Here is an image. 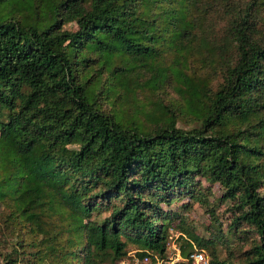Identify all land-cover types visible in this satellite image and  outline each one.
<instances>
[{"label": "trees", "instance_id": "trees-1", "mask_svg": "<svg viewBox=\"0 0 264 264\" xmlns=\"http://www.w3.org/2000/svg\"><path fill=\"white\" fill-rule=\"evenodd\" d=\"M0 206V264H119L175 227L264 264V0H0Z\"/></svg>", "mask_w": 264, "mask_h": 264}, {"label": "rangeland", "instance_id": "rangeland-1", "mask_svg": "<svg viewBox=\"0 0 264 264\" xmlns=\"http://www.w3.org/2000/svg\"><path fill=\"white\" fill-rule=\"evenodd\" d=\"M213 192L215 196H221L222 194L217 185L213 187ZM211 201L214 202V197H211ZM182 202H186V200L184 199L181 202L177 200L171 205L170 208L177 210L179 209V206H181ZM214 204L216 208V214H218V216L221 218V221L224 222L223 227L226 230L228 222H229L227 217H230L232 214V212L229 210V205L228 203L218 204L216 202H214ZM164 207L168 208L165 205ZM6 209H8V207L0 206V221L2 225V230L4 231V234H0V248L2 246L5 247L6 245H8V243H6L4 240H9L10 238L9 228H8L10 226L9 225L10 222L8 223L6 221L7 220L5 216L7 213ZM180 212H183V214L187 218V223L189 224L191 228L194 227L198 235L205 236L207 238L214 235L212 230L207 229L208 224L212 222V219H211L212 217L206 211V208L204 206H201L199 203H195L191 210H181ZM172 233L180 234V238H181V232L176 227L170 229V235ZM228 238H229L228 244H232L231 245L232 249L227 247L228 244H225V243L219 244L218 251L220 254V258L221 259L229 258L231 261L236 262V263L242 262V258H241L242 249L240 247L239 240L233 237L232 235L231 236L228 235Z\"/></svg>", "mask_w": 264, "mask_h": 264}, {"label": "built area", "instance_id": "built-area-1", "mask_svg": "<svg viewBox=\"0 0 264 264\" xmlns=\"http://www.w3.org/2000/svg\"><path fill=\"white\" fill-rule=\"evenodd\" d=\"M119 264H212L209 257L201 251H192L187 256L183 254L180 234L172 233L167 241L164 252L154 255L144 254L119 261Z\"/></svg>", "mask_w": 264, "mask_h": 264}]
</instances>
